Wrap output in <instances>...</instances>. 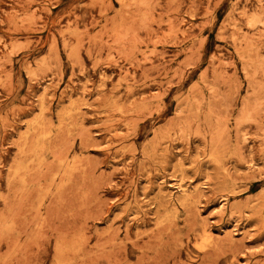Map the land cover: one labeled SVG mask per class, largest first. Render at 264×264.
<instances>
[{
    "label": "rangeland",
    "instance_id": "1",
    "mask_svg": "<svg viewBox=\"0 0 264 264\" xmlns=\"http://www.w3.org/2000/svg\"><path fill=\"white\" fill-rule=\"evenodd\" d=\"M0 264H264V0H0Z\"/></svg>",
    "mask_w": 264,
    "mask_h": 264
},
{
    "label": "bare ground",
    "instance_id": "2",
    "mask_svg": "<svg viewBox=\"0 0 264 264\" xmlns=\"http://www.w3.org/2000/svg\"><path fill=\"white\" fill-rule=\"evenodd\" d=\"M72 106H73V105H72ZM69 111H70V110H69ZM74 111H75V110H74ZM76 112H77V111H76ZM76 112H75V113H76ZM64 115H65V114H64ZM66 115H67V114H66ZM61 117H62V116H61ZM34 123H36V122H34ZM31 124H32V123H31ZM32 125H33V124H32ZM69 126H70V125H69ZM49 132H50V131H49ZM51 133H52V132H51ZM51 133H49V135H48L47 137H49V136L51 135ZM45 134H46V133H45ZM45 134H44V135H45ZM47 134H48V133H47ZM41 136H42V135H41ZM41 136H40V137H41ZM38 137H39V136H38ZM42 138H43V136H42ZM44 138H45V137H44ZM44 138H43V139H44ZM45 139H46V138H45ZM48 140H49V139H48ZM37 141H38V140H37ZM40 146H41V145H40ZM40 146L37 147V148L39 149ZM40 149H41V148H40ZM35 151H36V150H35ZM67 164H68V163H67ZM224 169H225V168H224ZM180 170H181V169H180ZM177 187H178V189H179L180 191L184 192V188H183L181 185H178ZM185 187H186V185H185ZM186 190H187V189H186ZM161 191H162V190H161ZM180 191H179V192H180ZM167 192H168V191H167ZM187 192H188V191H187ZM184 194H185V193H184ZM167 195L169 196V193H168ZM180 195H181V194H180ZM182 196H183V195H182ZM164 197H165V195H164ZM169 197H170V196H169ZM169 197H167V198H169ZM175 197H177V196L175 195ZM171 198H172V197H171ZM162 199H163V198H162ZM178 199H179V198H178ZM166 200H167V199H166ZM166 200H165V201H166ZM169 200H170V199H169ZM172 200H173V199H172ZM175 200H176V199H175ZM169 202H170V201H169ZM166 203L169 204L168 202H166ZM173 204H175V203H173ZM179 204H180V203H179ZM166 206H167V205H166ZM228 210H229V209H228ZM161 220H162V219H161ZM158 224H159V223H158ZM162 224H163V223H162ZM205 232H208V230L206 229ZM205 232H203L202 234H204ZM205 234H207V233H205ZM205 234H204V235H205ZM198 235L200 236V234H198ZM207 236H208V235H206V237H207ZM208 237H209V236H208ZM208 237H207V238H208ZM209 239H210V238H209ZM210 241H211V240H210ZM201 242H202V244H203L204 241H201ZM201 242H200V244H201ZM205 242L208 243V241H205ZM209 244H211V243H208V245H209ZM214 245H215V244H214ZM204 246H205V244H204ZM198 247H199V246H198ZM205 247H207V246H205ZM207 248H208V247H207Z\"/></svg>",
    "mask_w": 264,
    "mask_h": 264
}]
</instances>
